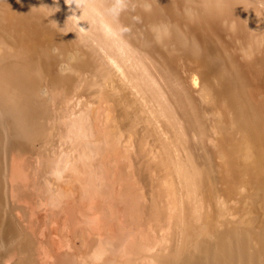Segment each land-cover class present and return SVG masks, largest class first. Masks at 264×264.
Masks as SVG:
<instances>
[{"label":"bare ground","instance_id":"bare-ground-1","mask_svg":"<svg viewBox=\"0 0 264 264\" xmlns=\"http://www.w3.org/2000/svg\"><path fill=\"white\" fill-rule=\"evenodd\" d=\"M0 264H264V0H0Z\"/></svg>","mask_w":264,"mask_h":264},{"label":"rangeland","instance_id":"rangeland-1","mask_svg":"<svg viewBox=\"0 0 264 264\" xmlns=\"http://www.w3.org/2000/svg\"><path fill=\"white\" fill-rule=\"evenodd\" d=\"M142 251V250H141ZM140 252V251H139Z\"/></svg>","mask_w":264,"mask_h":264}]
</instances>
